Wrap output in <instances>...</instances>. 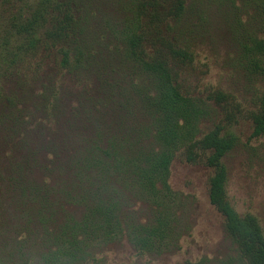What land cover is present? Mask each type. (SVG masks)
Listing matches in <instances>:
<instances>
[{
	"label": "trees",
	"instance_id": "obj_1",
	"mask_svg": "<svg viewBox=\"0 0 264 264\" xmlns=\"http://www.w3.org/2000/svg\"><path fill=\"white\" fill-rule=\"evenodd\" d=\"M113 1L39 0L14 18L15 33L25 36L30 50L41 43L46 49L59 47L61 68L80 82L92 78L95 87L89 93L83 86L68 121L60 119L67 106L59 95H43L40 120L51 126L49 138L64 127L62 139H82L67 168L73 177L68 184L56 174L55 146H30L31 119L13 97L0 105L1 126L9 137L5 148H11L0 162V264L97 263L98 249L123 239L146 255L179 249V238L190 227L185 203L170 185L177 157L214 171L209 201L224 217L236 254L215 264H264L259 219L239 214L227 194L223 160L237 137L223 123L207 131L202 127L211 114L207 105L214 102L228 111L230 96L215 91L207 101L187 91L179 70L192 63L193 55L159 34L166 22L182 19L186 0ZM95 23L99 32L93 30ZM102 41L106 46L101 48ZM244 50L254 74L264 76V39H251ZM256 105L250 119L253 136L260 137L264 93ZM8 194L12 211L3 204Z\"/></svg>",
	"mask_w": 264,
	"mask_h": 264
},
{
	"label": "rangeland",
	"instance_id": "obj_2",
	"mask_svg": "<svg viewBox=\"0 0 264 264\" xmlns=\"http://www.w3.org/2000/svg\"><path fill=\"white\" fill-rule=\"evenodd\" d=\"M38 2L0 0V105L5 104V98L13 97L17 109H23L31 119L30 146L42 147L49 143L55 146L52 158L56 160V174L68 184L73 177L67 168L79 152L82 139L79 136L62 139L64 127L55 132L53 140L49 138L54 135L51 126L40 120L43 95H59L67 106L60 119L68 121L71 109L79 105L83 86L87 84L86 90L93 93L95 83L92 78L80 82L78 76L62 69L59 47L46 49L41 43L30 50L25 36H17L14 18ZM186 5L182 19L166 22L159 34L193 55L192 63L182 64L179 70V80L187 91L207 101L215 91L230 96L228 111L214 102L207 105L211 114L202 127L207 131L223 123L226 131L237 137L236 147L223 160L228 170L227 194L237 212L242 216L255 215L264 231V135L253 136L254 125L250 119L264 93V76L254 74L253 64L244 50L251 39H264V0H186ZM104 12L115 14L106 9ZM98 24H92L95 32H99ZM93 34L99 39V34ZM100 46H106L105 41ZM129 73L125 75L127 80ZM113 77L115 80L119 77L118 83L123 81L119 75L113 74ZM228 113L231 117L227 118ZM2 124L0 119V162L11 151L9 146L5 148L7 134L3 133ZM213 172L202 164H188L181 157L172 164L170 185L185 203L184 219L190 227V231L179 238V249L161 256L146 255L123 239L98 249L94 259L97 263L88 264H196L203 258L215 264L230 256L236 257L225 231L224 217L209 201ZM33 177L41 180L39 173H34ZM72 184L78 186L74 179ZM4 196V207L12 211L11 195ZM5 223L10 224L6 220Z\"/></svg>",
	"mask_w": 264,
	"mask_h": 264
}]
</instances>
